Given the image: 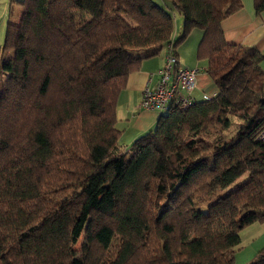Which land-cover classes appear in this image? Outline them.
<instances>
[{
  "label": "trees",
  "instance_id": "16d2710c",
  "mask_svg": "<svg viewBox=\"0 0 264 264\" xmlns=\"http://www.w3.org/2000/svg\"><path fill=\"white\" fill-rule=\"evenodd\" d=\"M162 1L12 2L21 15L0 45V264H235L240 232L264 222L263 57L221 27L241 2ZM195 29L216 95L172 107L124 147L116 105L129 75ZM249 264H264V247Z\"/></svg>",
  "mask_w": 264,
  "mask_h": 264
},
{
  "label": "crops",
  "instance_id": "0c3cea01",
  "mask_svg": "<svg viewBox=\"0 0 264 264\" xmlns=\"http://www.w3.org/2000/svg\"><path fill=\"white\" fill-rule=\"evenodd\" d=\"M21 0H0V45L2 43L6 21L15 12L19 17L21 10L17 5L11 6L12 2ZM162 4V0H154ZM241 8L222 24L224 39L228 44L256 49L263 57L260 68L264 71V10L257 14L254 9V0H240ZM177 15L173 12L174 25ZM180 17V16H179ZM182 19V18H181ZM181 24L178 21L179 35ZM181 31V30H180ZM175 34V28H174ZM173 34V36H174ZM202 31L193 30L184 44L190 40L188 49L183 45L176 50L178 58L182 59L181 64L188 69H199L201 73L196 78V86L190 93H183L192 97L194 102H201L213 98L216 95V88L206 73L207 63L197 60L196 51L202 38ZM175 37V38H176ZM188 50V52H187ZM165 50L157 56L144 60L138 72L129 75L125 89L119 94L116 105V127L122 132L121 144L128 147L136 138L154 129L160 116L159 113L140 108L141 95L150 77L153 75V83L156 81L154 74L163 66L165 61ZM264 247V222H255L240 232V242L234 248L235 264L241 257V264H249L253 257Z\"/></svg>",
  "mask_w": 264,
  "mask_h": 264
},
{
  "label": "built area",
  "instance_id": "2783aa9c",
  "mask_svg": "<svg viewBox=\"0 0 264 264\" xmlns=\"http://www.w3.org/2000/svg\"><path fill=\"white\" fill-rule=\"evenodd\" d=\"M165 61L157 71L156 81L150 75L141 95L140 108L159 114L168 112L172 107L187 108L194 103L189 95L196 86L199 69L185 68L179 60L172 44L165 47Z\"/></svg>",
  "mask_w": 264,
  "mask_h": 264
},
{
  "label": "rangeland",
  "instance_id": "374dc122",
  "mask_svg": "<svg viewBox=\"0 0 264 264\" xmlns=\"http://www.w3.org/2000/svg\"><path fill=\"white\" fill-rule=\"evenodd\" d=\"M12 21L13 22H18L19 21V14H18V12H15L13 15H12ZM177 20H176V23H175V34H174V36H173V38H175L176 37V32H177V30H178V21L180 22V24L182 25V19H181V17H179V16H177V18H176ZM182 27V26H181ZM181 30V29H180ZM180 30H179V32H180ZM190 35V34H189ZM188 38H189V36H188ZM187 38V39H188ZM186 39V40H187ZM186 42V41H185ZM184 42V43H185ZM184 43H182L178 48H180ZM190 45H192L191 44V42H190V40H188V42H187V44H184L183 45V47H186V49H188V47L190 46ZM178 48L176 49V50H178ZM187 52H188V50H187ZM179 59H182V57L180 56V58ZM233 132H234V127H232L229 131H227L225 134H226V136L227 137H230L232 134H233ZM264 137V128H262L258 133H257V138H263ZM239 182H241V180L239 181ZM238 182V183H239ZM230 190H233V188L232 187H230V188H228V189H226V190H223V191H221V193H220V195H224V194H226V193H228ZM83 240H81L76 246H75V255L76 256H78V253L81 251V249H82V246H83ZM240 258H238V262H237V264H241V257L242 256H239Z\"/></svg>",
  "mask_w": 264,
  "mask_h": 264
}]
</instances>
